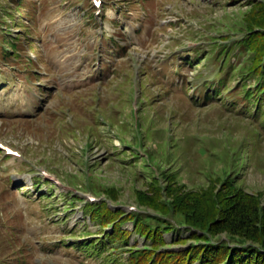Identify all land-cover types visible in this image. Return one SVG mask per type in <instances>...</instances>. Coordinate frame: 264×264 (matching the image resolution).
Here are the masks:
<instances>
[{"label":"rangeland","instance_id":"374dc122","mask_svg":"<svg viewBox=\"0 0 264 264\" xmlns=\"http://www.w3.org/2000/svg\"><path fill=\"white\" fill-rule=\"evenodd\" d=\"M259 7L264 0H0V143L17 153L0 148V264H134L132 250L153 244L139 220L174 227L159 254L227 239L176 244L194 231L138 196L162 206L155 180L165 194L166 175L197 191L229 175L264 202L262 123L232 106L246 93L248 58L233 46L264 34L246 25ZM9 40L20 58L11 62ZM228 64L239 68L231 87L207 104L203 81ZM257 82L246 84L255 92ZM104 205L125 217L108 221ZM103 228L128 239L86 256L78 246Z\"/></svg>","mask_w":264,"mask_h":264},{"label":"trees","instance_id":"16d2710c","mask_svg":"<svg viewBox=\"0 0 264 264\" xmlns=\"http://www.w3.org/2000/svg\"><path fill=\"white\" fill-rule=\"evenodd\" d=\"M9 19L12 20V16ZM246 25L250 30H254V27L264 28V9L259 7L254 20L246 21ZM29 32L27 29V34ZM32 32L36 35L35 28L32 29ZM7 44L10 50L3 52V56L9 62L17 60L19 58L17 43L9 40ZM29 45L32 44L29 43ZM243 46L242 49L248 54L247 60L240 64V66L245 65L241 80L244 81L242 87L246 93L241 101L233 103L232 106L237 108L242 105L238 113L247 114L249 119L261 122V128L264 130V122H262L264 119V58L260 54L264 52V50L262 51V48L264 49V34L256 33L252 39L238 43L233 47L239 49ZM34 50H36L35 47ZM193 52L196 53L197 50H193ZM228 54L230 53L228 52ZM30 62L31 65L34 64V60H30ZM193 62L192 59L188 65H192ZM228 66L229 68L223 76L220 73L213 82L203 81L202 86L205 93L203 92L202 98L206 100L207 104L218 101L223 91L231 87V80L239 68L231 64ZM251 78L258 81V89L255 92L251 91V88H248L246 84ZM245 171L246 168H241L238 175L244 174ZM165 180L167 181L165 194L163 187L159 185V180H155L153 183L154 196L158 199L162 198L160 201L162 206L156 205V202L149 198L146 192H141L138 197L141 203L151 204L158 212L173 215V217L179 215L182 218L180 220L181 224L183 223L182 226L194 231L189 238L178 237L175 241L176 244H186L190 240L201 243L208 241L210 237L218 238L223 234L227 236V239L220 238L218 245L193 246L187 250L159 254V250L166 246L163 231H172L174 227L169 221L148 217V223L155 220V228H151L147 222L139 220L138 232L144 238H150L153 244L144 250H132L135 252L133 253L135 255L134 264H146L148 261L151 264H192L195 261L200 264H264V202L259 195L247 192L239 182L240 180L231 178L229 175L220 186L209 184L208 187L200 191L184 190L186 187L184 184L177 186L179 183L172 181V177L168 175L165 176ZM165 196L168 200L170 199L169 202H164ZM168 204L171 205V208ZM102 207L105 209L102 216L105 215L108 221H113L118 217L120 220L126 215L118 216L110 212L106 205ZM118 221H114V223H118ZM105 230L106 228H103L104 233L99 240L89 245L83 244L78 248L86 256L91 253L90 250H93V253H98V256H101L106 249H109L111 254L116 253L115 248L118 241L122 239L121 241L125 242L128 237L121 238L122 236H117L119 232L112 234ZM121 235H123L122 232Z\"/></svg>","mask_w":264,"mask_h":264}]
</instances>
